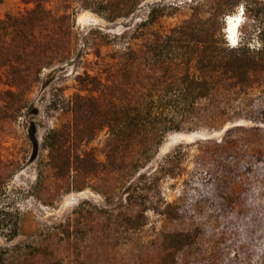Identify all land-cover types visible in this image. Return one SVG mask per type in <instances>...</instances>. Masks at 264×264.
<instances>
[{"label": "trees", "instance_id": "trees-1", "mask_svg": "<svg viewBox=\"0 0 264 264\" xmlns=\"http://www.w3.org/2000/svg\"><path fill=\"white\" fill-rule=\"evenodd\" d=\"M80 1L82 8L113 21L131 15L142 0ZM240 3L261 18L255 29L259 45L250 41L231 45L225 40L223 18L234 13ZM218 5L213 16L195 14L170 32L157 33L152 29L140 44L128 41L105 55L99 51L97 70L86 71L80 77V87L86 93L79 92L68 100L71 118L44 136L49 159L41 165L54 178L77 182L107 177L111 189H123L124 201L116 205H111L113 197L107 196L110 190H100L110 203L94 206L101 231L109 237L112 231L117 239L125 235L127 241L116 243L127 244L134 251L137 247L140 251L156 247V260L160 263L178 261L182 252L195 245L203 234L200 224L186 225L192 219L188 211L194 202L193 194L225 191L256 174V168L264 177V154L245 150L246 146L240 149L228 139V134L243 130L241 124L227 128L221 141L202 139L195 172L185 179L183 194L165 205L166 218L184 226L163 229L151 240H144L141 235L148 223L151 194L159 188L162 178L175 174L186 159L181 144L154 170L145 171L171 133L203 126L221 130L240 119L264 121V0H221ZM156 11L154 6L139 27H152L158 16ZM76 16L77 12H54L39 1L24 14L0 19V67L11 66L17 88L6 92L11 117L23 111L26 91L46 68L74 57ZM105 127L108 135L104 159L93 150L75 145L90 142L97 130ZM240 152L245 160L236 158ZM42 176L41 170L36 185L44 180ZM8 177L0 165V198L6 196ZM76 187L82 190L85 184ZM86 203L83 201L52 227L54 238L73 248L77 257L89 238ZM5 209L4 205L0 207V234L12 241L20 233L21 212L16 208V219L8 224ZM61 254L49 243H0V264H63L65 255ZM138 255L137 264L155 262L144 257L143 252Z\"/></svg>", "mask_w": 264, "mask_h": 264}, {"label": "rangeland", "instance_id": "rangeland-1", "mask_svg": "<svg viewBox=\"0 0 264 264\" xmlns=\"http://www.w3.org/2000/svg\"><path fill=\"white\" fill-rule=\"evenodd\" d=\"M39 1H44L48 8L60 14L66 11L77 12L75 54L70 60L42 72L40 79L26 91L23 102L25 107L17 117H11L12 112L7 108L6 99L7 91L17 90L12 68L10 65L0 67V165L4 175L9 176L6 196L0 198V207L6 206L8 224L16 219V208L21 212L19 235L8 241L0 234V243L10 246L29 242L49 243L51 248L65 255H60L64 257L63 264H137L140 252H143L144 257L153 259L155 262L152 264H165L156 260V247L143 251L137 247L134 251L127 244L116 243L117 240H124L125 235L117 239L112 231L110 237L101 231L94 206H108L110 203L107 196L113 197L111 205L119 204L124 201L125 192L122 188L111 189L107 177L87 178L77 182L68 178H54L41 165L42 161L49 159V151L43 145L44 136L49 129L61 127L71 118L67 110L68 100L79 92L86 93L80 87V77L86 71L94 73L97 70L95 61L99 51L105 55L113 49L121 48L128 41L140 44L152 29L157 33L170 32L195 14L213 16L221 0H142L131 15L113 21L94 10L82 8L80 0H2L0 19L24 14ZM154 6L158 14L154 25L139 27ZM235 18L238 23L236 36L230 40L228 27L230 23H235ZM260 21L257 12H248L240 3L234 13L223 18L225 40L231 45L245 41L259 45L255 29ZM132 35L136 37L131 38ZM236 124L244 128L228 134L230 143H237L240 149L246 146L245 150L264 154V121L240 119L221 130L203 126L196 130L173 132L167 137L158 156L145 171L154 170L169 152L181 144L186 159L175 174L164 176L159 188L151 194L148 223L141 232L144 240L155 238L163 229L184 226V223L166 218L165 205L183 194L185 179L195 172L201 146L199 141L208 138L221 141L226 135V129ZM107 135V128H101L90 142L83 141L75 145L81 146L82 150H93L100 159H104ZM236 155L239 161L245 160L243 152ZM41 170L44 180L36 185ZM255 172L225 191L191 196L194 202L189 206L188 214L192 219L186 225L190 222L200 224L203 234L195 245L182 252L178 261L169 264H264V177L258 174L260 169L256 168ZM80 184H85V187L77 190L76 186ZM100 190H110V193L106 196ZM83 201H88L84 207L89 210L90 223L86 226L89 238L82 244L81 255L77 257L73 248L54 238L52 227L65 220Z\"/></svg>", "mask_w": 264, "mask_h": 264}, {"label": "bare ground", "instance_id": "bare-ground-1", "mask_svg": "<svg viewBox=\"0 0 264 264\" xmlns=\"http://www.w3.org/2000/svg\"><path fill=\"white\" fill-rule=\"evenodd\" d=\"M230 17H234V15H231ZM234 22L236 23V18L234 19ZM234 24V23H233ZM235 30H236V28L234 27H232L231 29H230V31H229V33H231V34H233L234 32H235ZM238 35V34H237ZM233 36V38H235V36L234 35H232ZM237 38V37H236ZM78 203V202H77ZM76 204V203H75ZM67 207H69V205H67Z\"/></svg>", "mask_w": 264, "mask_h": 264}, {"label": "clouds", "instance_id": "clouds-1", "mask_svg": "<svg viewBox=\"0 0 264 264\" xmlns=\"http://www.w3.org/2000/svg\"><path fill=\"white\" fill-rule=\"evenodd\" d=\"M230 40H232L231 38H230ZM232 42V41H231Z\"/></svg>", "mask_w": 264, "mask_h": 264}]
</instances>
